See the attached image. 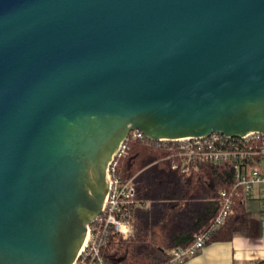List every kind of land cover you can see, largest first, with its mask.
Returning a JSON list of instances; mask_svg holds the SVG:
<instances>
[{
	"label": "water",
	"instance_id": "1",
	"mask_svg": "<svg viewBox=\"0 0 264 264\" xmlns=\"http://www.w3.org/2000/svg\"><path fill=\"white\" fill-rule=\"evenodd\" d=\"M134 130L264 132V0H0V264H73Z\"/></svg>",
	"mask_w": 264,
	"mask_h": 264
},
{
	"label": "trees",
	"instance_id": "2",
	"mask_svg": "<svg viewBox=\"0 0 264 264\" xmlns=\"http://www.w3.org/2000/svg\"><path fill=\"white\" fill-rule=\"evenodd\" d=\"M133 133L127 140V152L118 158V173L125 179L136 176L134 230L126 239L112 231L103 254L108 264H175L173 249L191 245L200 232L211 227L222 192L234 195V169L206 164L186 175L164 159L168 155L164 145ZM233 200L232 213L209 242L259 235V217L246 207L245 200L236 196Z\"/></svg>",
	"mask_w": 264,
	"mask_h": 264
},
{
	"label": "built area",
	"instance_id": "3",
	"mask_svg": "<svg viewBox=\"0 0 264 264\" xmlns=\"http://www.w3.org/2000/svg\"><path fill=\"white\" fill-rule=\"evenodd\" d=\"M132 132L134 137L145 136L140 130ZM128 137L109 164V188L103 211L89 226L86 241L73 264H108L103 249L110 233L118 232L125 239L133 234L132 219L138 205L136 176L125 179L118 173V158L127 152ZM156 142L168 150L164 159L171 161L172 168L186 175L200 171L206 164L229 165L234 169V195L222 192L221 205L211 227L200 232L191 245L173 249L172 262L184 264L186 259L199 253L207 245L212 234L226 223L233 210L234 196L246 201L255 186L264 183V132H250L243 137H227L222 133H213L208 137ZM261 211L264 215V200Z\"/></svg>",
	"mask_w": 264,
	"mask_h": 264
},
{
	"label": "crops",
	"instance_id": "4",
	"mask_svg": "<svg viewBox=\"0 0 264 264\" xmlns=\"http://www.w3.org/2000/svg\"><path fill=\"white\" fill-rule=\"evenodd\" d=\"M248 200H254L257 205L256 212L250 211L260 219L259 235L255 238L236 235L228 241H211L184 264H264V215L261 211L264 183L255 186Z\"/></svg>",
	"mask_w": 264,
	"mask_h": 264
},
{
	"label": "rangeland",
	"instance_id": "5",
	"mask_svg": "<svg viewBox=\"0 0 264 264\" xmlns=\"http://www.w3.org/2000/svg\"><path fill=\"white\" fill-rule=\"evenodd\" d=\"M251 200H248V204H247V207H248V209L249 210H251V211H257V205H256V202L253 200V201H251Z\"/></svg>",
	"mask_w": 264,
	"mask_h": 264
}]
</instances>
